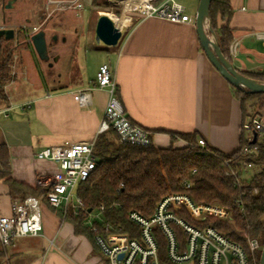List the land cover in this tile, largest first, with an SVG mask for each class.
I'll list each match as a JSON object with an SVG mask.
<instances>
[{
	"label": "crops",
	"instance_id": "crops-1",
	"mask_svg": "<svg viewBox=\"0 0 264 264\" xmlns=\"http://www.w3.org/2000/svg\"><path fill=\"white\" fill-rule=\"evenodd\" d=\"M80 1L84 7L90 5V0ZM176 1L184 5L193 22L140 17L128 27L117 47L90 42L98 61L90 74L80 58L83 48L88 47L72 42L60 47L58 60L50 56L44 60L51 70L58 69L61 79L45 82L34 73L36 65L30 62H22L19 70L12 71H18V75L5 86L8 99L0 100V144L9 149L13 177L42 189L37 197L44 229L43 235L19 237L6 247L0 243V264H110L98 244L85 234H77L67 214L62 216L61 208L48 203L47 181L60 167L36 155L48 146L96 140L109 98L107 89L94 86L103 63H109L113 70L118 97L127 114L153 132L154 145L183 147L189 143L183 135L196 134L224 154L239 149L245 121L241 101L203 49L196 14ZM230 2L232 42H239L232 62L240 71L260 72L259 67L264 66V40L256 33H264V0ZM67 22L65 34L70 37ZM79 89L90 90L88 105L75 99ZM13 199L9 186L0 181V214H12Z\"/></svg>",
	"mask_w": 264,
	"mask_h": 264
},
{
	"label": "trees",
	"instance_id": "trees-1",
	"mask_svg": "<svg viewBox=\"0 0 264 264\" xmlns=\"http://www.w3.org/2000/svg\"><path fill=\"white\" fill-rule=\"evenodd\" d=\"M92 5L98 6V0H92ZM210 16L221 50L232 61L230 44L233 41V29L229 22L233 8L230 0H212ZM6 40L1 39L2 43ZM14 56L12 47L3 46L0 52L1 101L8 99L5 86L13 79ZM241 72L264 81V71ZM231 85L241 101L245 120L250 100L258 99L261 107H264V92L252 93ZM183 138L189 142L188 145L158 147L154 143L149 146L122 143L113 129L100 133L95 143L96 169L79 185L77 191L87 209L79 214L69 211L66 215V219L73 223L75 232L87 235L97 244L95 233L86 223L88 210L91 209L100 213L102 221L94 220L100 231L126 233L130 237L140 238V228L129 218L131 211L151 217L164 197L175 192H188L197 203H218L228 208L232 212L233 221L212 215L206 220H196L186 208L175 211L181 218L198 227L213 225L239 242L244 241L246 231L264 245V141H257L259 149L256 154L246 155L245 147L253 143L246 139L244 130L240 147L233 154H224L209 145L203 150L196 134H184ZM222 157L240 174L244 171V161L254 163L259 170L249 179H243L242 187H239L235 177L225 171ZM0 181L9 186L14 198L24 199L28 194L38 196L42 192L41 188H33L13 177L10 153L5 144H0ZM239 200L241 205L237 203ZM101 206L105 208L102 210ZM60 214L64 216L62 209ZM105 224H110L112 229L105 231ZM174 229L181 248H184L187 238L184 230L180 226H174ZM154 233L158 243L159 264H175L169 257L168 241L160 227L155 226ZM261 253L262 250L257 253L259 263Z\"/></svg>",
	"mask_w": 264,
	"mask_h": 264
},
{
	"label": "built area",
	"instance_id": "built-area-1",
	"mask_svg": "<svg viewBox=\"0 0 264 264\" xmlns=\"http://www.w3.org/2000/svg\"><path fill=\"white\" fill-rule=\"evenodd\" d=\"M78 7L84 8L82 3H78ZM133 9L139 12L141 17L157 16L177 23L194 21L193 17L186 13L184 5L176 0H139L133 5ZM256 36L264 40L263 32L256 33ZM238 50L239 42H232L231 57H235ZM94 86L107 89L109 93L100 133L113 129L122 143L142 146L153 143V132L135 122L127 114L118 97V84L109 63L99 66ZM74 96L81 105L90 103V90L79 89ZM0 112H2L1 109ZM242 128L246 139L252 141L254 133L257 132V141H259V136L264 134V118L258 115L246 119ZM95 143L96 140L66 142L63 145L45 147L36 153L40 159H50L59 164L60 170L52 173L47 181L50 189L46 193V198L51 206L63 209L64 214L69 211L79 214L80 211L87 209L77 191L79 185L85 182L96 169ZM198 144L203 150L208 147L204 138H199ZM258 149L257 142L253 143L252 146L245 147L244 154H256ZM222 160L225 171L235 177L239 187H242L244 171L247 168L257 167L252 162L244 161L242 164L244 171L240 174L238 170L233 169L225 157H222ZM237 203L242 204L240 200ZM104 208L101 206L102 210ZM182 208H186L196 220H206L212 215L233 221L232 212L221 204L197 203L188 192H175L158 203L151 217H145L137 211L129 213L130 220L140 228V238L130 237L126 233L100 231L94 224L95 219L102 221L99 211L88 210L89 218L86 223L95 233L96 243L109 259L110 264H159L155 226L160 227L164 233L168 241L169 257L175 264H260L257 253L263 249L264 245L258 238L244 231V241L239 242L223 234L213 225L195 226L177 215L175 211ZM41 211V202L37 196L14 198L12 214H0V243L6 247L19 237L43 235ZM174 226H180L186 234L184 248H181L178 242ZM110 229L112 226L105 224L104 230ZM50 242L54 243L53 240Z\"/></svg>",
	"mask_w": 264,
	"mask_h": 264
},
{
	"label": "rangeland",
	"instance_id": "rangeland-1",
	"mask_svg": "<svg viewBox=\"0 0 264 264\" xmlns=\"http://www.w3.org/2000/svg\"><path fill=\"white\" fill-rule=\"evenodd\" d=\"M58 0H44V13H43V19L51 12H53V9L58 5ZM85 3H89V0H83ZM184 4L187 5L188 11L196 14L197 8L196 4L199 3L200 0H180ZM92 0H90V5L85 6L81 12H82V35H81V45L82 47H86L87 49L83 48V52H81L80 58H82V61L84 62L85 66L84 69L88 70V73H92L94 70L97 61L96 57V50L90 49V42H94V34H95V27L96 22L99 14L101 13H107L110 16L120 17L124 14L128 15L130 18V22L128 23V27H130L137 19L141 17V14L133 9L134 0L128 2L125 0H98L99 5L94 6L92 5ZM78 3H81L80 0H78L77 3H74V5L78 7ZM64 6L67 7L66 10L63 11V19L67 21H71V8L69 7L73 3H71V0H62V3ZM29 6L19 4L17 7V10L14 11L13 15H11L7 22H3V20L0 18V27H6L7 29H14L15 30V36L10 39L6 40V42L1 41L0 39V52L3 48V46L12 47L15 51V56L13 59V70H19L20 63L30 62L35 63L37 70H34L35 74H38L41 79H43L45 82H51L54 78H59V71L56 68H53L52 70L48 67L46 61L42 60L37 51L34 48V45L31 41V36L35 33L34 27H38V24L41 22L42 18H36L27 10ZM80 11V10H79ZM57 21V22H56ZM59 20L55 18V21H52L48 24H46L43 28L44 31L48 36H50V32L56 25L59 24ZM116 22V21H115ZM68 23V22H67ZM67 23L64 26H62V29H60L59 33L62 34V32L66 31L65 29L67 27ZM119 27H121L123 24L116 23ZM25 26L27 29H25L23 32H19L17 30L20 29V27ZM87 38H86V37ZM63 44L60 43L54 49L52 50V53L58 52L60 53V47ZM86 57H88V60L86 61ZM244 59L245 57L242 56ZM75 64L73 65L74 70L76 71L77 61L74 60ZM16 64V65H15ZM92 70V71H91ZM258 70H264L263 67H259ZM16 71V74H11L14 78V75H18ZM61 79V78H59ZM7 90V88L5 87ZM9 93L12 91V89L8 90ZM261 102L258 99H252L247 103V118L255 117V116H261L264 118V107H261ZM259 141H264L263 134L260 135ZM259 170L258 167H251L247 168L243 173V178H246L247 176L251 177L253 176L257 171ZM189 194V193H188ZM190 195V194H189ZM2 246H0L1 248ZM3 248V247H2ZM1 248V249H2ZM1 252V250H0Z\"/></svg>",
	"mask_w": 264,
	"mask_h": 264
},
{
	"label": "water",
	"instance_id": "water-1",
	"mask_svg": "<svg viewBox=\"0 0 264 264\" xmlns=\"http://www.w3.org/2000/svg\"><path fill=\"white\" fill-rule=\"evenodd\" d=\"M211 3L212 0H200L196 13L197 32L203 49L213 65L231 84L252 93L264 92V81L243 74L222 52L218 35L211 22ZM127 30V25L119 27L109 14L101 13L96 22L94 43L97 46L117 47L121 43ZM2 36L10 40L15 36V30L0 29V37ZM31 41L39 57L42 60H47L49 55L46 33L43 31L35 32L31 36ZM257 139L258 133L255 132L252 143H256ZM89 211H91V209H89ZM260 264H264V246L261 253Z\"/></svg>",
	"mask_w": 264,
	"mask_h": 264
},
{
	"label": "flooded vegetation",
	"instance_id": "flooded-vegetation-1",
	"mask_svg": "<svg viewBox=\"0 0 264 264\" xmlns=\"http://www.w3.org/2000/svg\"><path fill=\"white\" fill-rule=\"evenodd\" d=\"M58 5L53 9V12L49 13L44 19H43V13H44V0H0V18L3 20V22H7V19L13 15L14 11L17 10V7L19 4L27 5L29 8L27 9L31 15H33L36 18H42L41 22L38 24V27H34V32H40L44 31V26L52 21H55V18H57L59 21V24L52 29L50 32V36L47 37V44H48V55L54 59L58 60L60 57V53L55 52L52 53L54 47H56L58 44L72 42L75 45H78L81 43V35H82V9H78L74 3H77L78 0H71L72 5L69 7L71 10V21L70 24V32L72 36L69 37V35L65 34V31L62 32V34L59 33L60 29H62V26H64V19L62 15L64 14L63 11L67 9L66 6H64L62 3V0H58ZM80 10V11H79ZM57 22V21H56ZM0 29H7L6 27L1 26ZM12 29V28H11ZM27 27L22 26L20 27L19 32H23ZM5 38V36L0 37V39Z\"/></svg>",
	"mask_w": 264,
	"mask_h": 264
},
{
	"label": "bare ground",
	"instance_id": "bare-ground-1",
	"mask_svg": "<svg viewBox=\"0 0 264 264\" xmlns=\"http://www.w3.org/2000/svg\"><path fill=\"white\" fill-rule=\"evenodd\" d=\"M125 1H128V2H130V1H132V0H125ZM135 2H134V4H136V3H138L139 2V0H134ZM113 19H114V21H116V23H121V24H123V25H128V23L130 22V18H129V16L128 15H126V14H124V15H122V16H120V17H115V16H111Z\"/></svg>",
	"mask_w": 264,
	"mask_h": 264
}]
</instances>
